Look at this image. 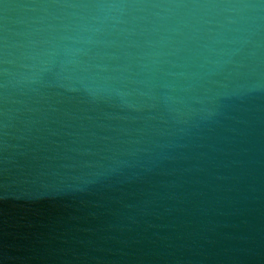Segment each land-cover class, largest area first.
Here are the masks:
<instances>
[{
    "label": "water",
    "instance_id": "water-1",
    "mask_svg": "<svg viewBox=\"0 0 264 264\" xmlns=\"http://www.w3.org/2000/svg\"><path fill=\"white\" fill-rule=\"evenodd\" d=\"M0 264H264V0H0Z\"/></svg>",
    "mask_w": 264,
    "mask_h": 264
}]
</instances>
